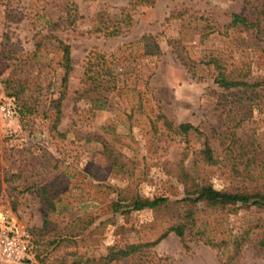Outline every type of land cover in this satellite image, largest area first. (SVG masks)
<instances>
[{
	"label": "rangeland",
	"instance_id": "1",
	"mask_svg": "<svg viewBox=\"0 0 264 264\" xmlns=\"http://www.w3.org/2000/svg\"><path fill=\"white\" fill-rule=\"evenodd\" d=\"M126 3L0 0V212L28 235L30 259L22 264H94L84 259L114 243L153 241L181 221L189 206L172 202L193 190V179L249 190L230 164L252 159L255 171L264 170V91L213 82L214 60L234 74L263 76L260 45L226 23L229 13L253 18L264 0H155L127 9L132 24L123 33L93 31L98 18L116 22ZM141 35L153 37L157 53L147 39L134 43ZM53 37L69 45L64 88ZM95 52L113 54L119 72L117 89L98 96L83 83ZM158 115L197 131L175 134ZM236 138L250 153L237 157ZM204 144L216 165L202 161ZM134 195L170 204L125 212ZM196 221L218 245L195 240L193 227L182 238L170 232L151 248L160 264H264V208L198 204Z\"/></svg>",
	"mask_w": 264,
	"mask_h": 264
},
{
	"label": "trees",
	"instance_id": "2",
	"mask_svg": "<svg viewBox=\"0 0 264 264\" xmlns=\"http://www.w3.org/2000/svg\"><path fill=\"white\" fill-rule=\"evenodd\" d=\"M155 0H127V7L120 9L118 19L116 22L111 21V25L106 24L105 21H102L101 18H98L96 26L93 28V31L101 32L104 36H116L127 30V28L132 24L131 17L127 12V9L136 5H150ZM226 26L240 29L244 32H250L251 36L255 38L258 46L259 55L258 58L261 59V63L264 65V4L259 6V10L253 16V18L248 19L245 16L238 15L236 13L228 14V22ZM55 39V37H53ZM148 40V45L150 46V52L152 54L158 52L157 44L155 43L153 37L149 35H141L137 40L134 41L135 44L138 42ZM56 48L59 50V66L62 69V87L64 88L67 74L71 69V60L69 45L64 43L59 39H55ZM90 53V52H89ZM106 58H111L108 62ZM114 60V55L109 54L105 55L102 53H93V61L89 63L87 71H84L83 74L85 78L83 83L87 82V88L85 92L92 95H101L107 94L108 92L117 89L116 76L118 73H114L112 69V61ZM100 63V64H99ZM213 67L216 69V74L213 78V82L220 88L230 89L238 88L241 92L248 90L250 93L256 91H264V74L258 78H248L247 74L239 75L238 73L226 70L217 60L213 61ZM101 100L95 98L94 101ZM58 99L54 101V104L57 108ZM58 111V110H57ZM158 118L162 119L163 124L167 129H170L175 134H187L190 132H196V128L187 122L178 123L174 126L170 122L165 120L162 115H158ZM232 147L238 149L237 157L250 153V149L247 144H243L239 141L238 138L231 141ZM237 144V146H236ZM228 153L229 151L227 149ZM200 157L204 164L207 165H216L219 161L212 154V149L204 144L203 148L199 151ZM253 158L254 155H251ZM253 163V167H250ZM241 165L240 169L238 165ZM230 173L232 176L241 180L248 179V182H251V189L243 190L238 189H215L209 183L202 181L201 179H193L191 184L188 185L189 188L193 190H186V196L180 200H176L172 203L181 204L187 203L189 207H186L183 210L182 220L174 222L166 227V229L153 241H142V242H131L118 245L117 243L108 245L105 247V253L98 256L97 258H85L84 261L92 262L94 264H112L115 262L123 261L125 264H160L161 258L155 257L151 248L168 233H173L174 235L182 238L185 235V232L191 231L193 227V236L195 240L201 241L204 244L209 246H217V242H214L213 237H210V230H207L204 227L202 221H196V211L197 205L202 204L203 206L209 207L213 210L223 209L226 206H233L235 204H240L241 206L253 205L258 208H264V191L261 188H264V170L261 168L258 171L255 167L254 162L250 161H236V163L230 164ZM253 182V183H252ZM169 201L166 197L157 196L152 198H143L137 195L130 197L129 202L125 204V212L136 211L142 209H148L156 211L159 209H164L169 206ZM113 211H118L120 205L118 202H112ZM193 206V209H192ZM230 236V232L228 233ZM233 237V235H232ZM234 238V237H233ZM245 238L240 237L239 239L234 240L235 245L238 241H243ZM73 245H76V240H71ZM261 246L264 247V240L259 242ZM72 255L76 256L79 259V256L76 254V249H74ZM76 261V260H75ZM79 261V260H78ZM72 264H77L72 263Z\"/></svg>",
	"mask_w": 264,
	"mask_h": 264
},
{
	"label": "built area",
	"instance_id": "3",
	"mask_svg": "<svg viewBox=\"0 0 264 264\" xmlns=\"http://www.w3.org/2000/svg\"><path fill=\"white\" fill-rule=\"evenodd\" d=\"M29 259L27 233L13 216L0 212V264H22Z\"/></svg>",
	"mask_w": 264,
	"mask_h": 264
}]
</instances>
